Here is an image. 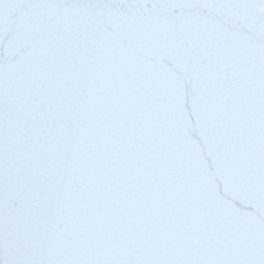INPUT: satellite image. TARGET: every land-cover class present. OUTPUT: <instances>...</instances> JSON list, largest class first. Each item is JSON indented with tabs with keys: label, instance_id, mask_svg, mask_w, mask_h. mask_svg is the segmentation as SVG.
Masks as SVG:
<instances>
[{
	"label": "snow or ice",
	"instance_id": "snow-or-ice-1",
	"mask_svg": "<svg viewBox=\"0 0 264 264\" xmlns=\"http://www.w3.org/2000/svg\"><path fill=\"white\" fill-rule=\"evenodd\" d=\"M0 264H264V0H0Z\"/></svg>",
	"mask_w": 264,
	"mask_h": 264
},
{
	"label": "water",
	"instance_id": "water-1",
	"mask_svg": "<svg viewBox=\"0 0 264 264\" xmlns=\"http://www.w3.org/2000/svg\"><path fill=\"white\" fill-rule=\"evenodd\" d=\"M142 15L152 16L161 21L166 31L173 35L178 48H194L201 42V28L195 23L200 19H209L213 22H228L230 17L242 15L234 10L222 7L192 6V5H153L144 9ZM192 20V25L185 29L180 21ZM248 33L242 34L243 39L249 38ZM215 37V33H208V39ZM250 200L246 197L243 188L239 190L237 204L248 208Z\"/></svg>",
	"mask_w": 264,
	"mask_h": 264
}]
</instances>
